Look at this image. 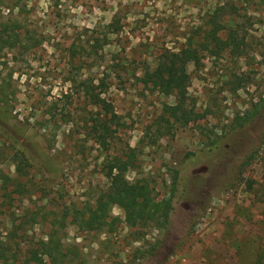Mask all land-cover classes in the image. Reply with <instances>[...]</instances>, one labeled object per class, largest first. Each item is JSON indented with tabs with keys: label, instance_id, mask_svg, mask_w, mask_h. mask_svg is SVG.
<instances>
[{
	"label": "rangeland",
	"instance_id": "rangeland-1",
	"mask_svg": "<svg viewBox=\"0 0 264 264\" xmlns=\"http://www.w3.org/2000/svg\"><path fill=\"white\" fill-rule=\"evenodd\" d=\"M4 26L16 44L0 46V242L15 264H54L44 256L53 231L74 264H255L264 0H0ZM214 30L234 33L237 48L185 60L187 103L201 118L165 123L174 98L157 90L155 67ZM83 84L104 91L115 117L90 104ZM129 149L137 167L126 179L148 182L156 202L171 199L167 224L129 228L113 206L112 233L82 229L108 165ZM31 255L41 261L26 263Z\"/></svg>",
	"mask_w": 264,
	"mask_h": 264
},
{
	"label": "trees",
	"instance_id": "trees-1",
	"mask_svg": "<svg viewBox=\"0 0 264 264\" xmlns=\"http://www.w3.org/2000/svg\"><path fill=\"white\" fill-rule=\"evenodd\" d=\"M235 36L234 33H229L225 39H222L218 35V31L214 30L207 32L202 41L193 42L192 37L188 38L186 47L181 48L178 52H165L154 69L155 86L159 93L174 98L173 105L163 107L161 119L165 123L187 125L201 118L187 103L190 77L185 60L198 63L200 51L217 55L228 47L235 48L237 46ZM15 44V36L8 35L7 28L2 27L0 29V46L12 49ZM83 85V93L89 97L90 104L95 108H100L105 114L115 117L112 106L101 97L104 91L100 90L95 94L87 84ZM102 86H104V80L100 79L98 88ZM100 127L106 130V122L100 124ZM133 151V149H129L124 159L115 157L108 165L105 173L108 187L95 197L93 204L86 207L85 214L79 224L82 229L97 233H112L116 229L118 221L110 216L113 206L123 210L124 223L129 228H144L154 223L167 224L173 209L171 199H162L156 202L151 198L153 188L149 186L148 182L142 180L129 182L126 179V173L137 167ZM251 158L252 155L248 156L242 165L245 166ZM17 172H22L20 166H17ZM8 251L7 245L0 242V264H15V257L11 256L13 257L11 258ZM44 256L54 264H74L73 252L69 247L63 246L61 238L55 231L47 235ZM40 261L41 256L35 255L28 256L25 260L26 263ZM255 264H264V252L258 255Z\"/></svg>",
	"mask_w": 264,
	"mask_h": 264
}]
</instances>
